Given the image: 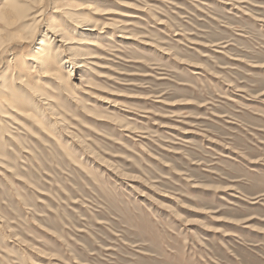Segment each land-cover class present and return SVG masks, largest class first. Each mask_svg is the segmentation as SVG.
Here are the masks:
<instances>
[{"label": "rangeland", "instance_id": "1", "mask_svg": "<svg viewBox=\"0 0 264 264\" xmlns=\"http://www.w3.org/2000/svg\"><path fill=\"white\" fill-rule=\"evenodd\" d=\"M0 264H264V0H0Z\"/></svg>", "mask_w": 264, "mask_h": 264}, {"label": "bare ground", "instance_id": "2", "mask_svg": "<svg viewBox=\"0 0 264 264\" xmlns=\"http://www.w3.org/2000/svg\"><path fill=\"white\" fill-rule=\"evenodd\" d=\"M45 19V18H44ZM44 45V44H42ZM43 56V55H42ZM39 59V58H38ZM40 60L43 62V64H45L46 66L49 65V63L47 62V60L44 58L42 59V57L40 58ZM61 77V76H60Z\"/></svg>", "mask_w": 264, "mask_h": 264}]
</instances>
